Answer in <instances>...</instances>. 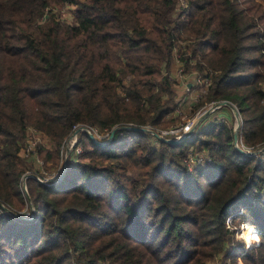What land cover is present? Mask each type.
I'll use <instances>...</instances> for the list:
<instances>
[{
	"label": "trees",
	"instance_id": "16d2710c",
	"mask_svg": "<svg viewBox=\"0 0 264 264\" xmlns=\"http://www.w3.org/2000/svg\"><path fill=\"white\" fill-rule=\"evenodd\" d=\"M184 1L0 0V264H204L223 250L264 264V156L239 153L224 123L177 144L151 137L158 148L141 130L168 126L177 101L163 72L189 40L184 70L211 72L205 101L233 103L242 143L264 145V0ZM50 4H73L74 22L34 27ZM76 124L117 130L104 145L82 132V152L41 183L20 156L26 128L47 136L52 150L37 152L56 167ZM189 147L210 162L186 171ZM27 170L32 220L17 214ZM240 208L259 231L250 251L228 245Z\"/></svg>",
	"mask_w": 264,
	"mask_h": 264
},
{
	"label": "rangeland",
	"instance_id": "374dc122",
	"mask_svg": "<svg viewBox=\"0 0 264 264\" xmlns=\"http://www.w3.org/2000/svg\"><path fill=\"white\" fill-rule=\"evenodd\" d=\"M184 5H185V1H183V0H180V1L178 0V2L176 4L178 9L185 7ZM74 11H75V6L73 4H63L62 6L57 5V4H52V5L50 4L47 8H45L42 16H40L36 19V23L34 24V27L42 25L44 23V20H46L48 17L50 18L53 15L55 16V18L57 20L64 22V24H72L74 22ZM181 42L182 43L178 44V46L182 47L180 52L185 54V56H186V53H184V52L186 51L187 47L190 45L189 40H182ZM193 62H194V60H193ZM178 69H182V67L181 66L179 67L176 63L172 62V64H170L168 71H166V72L169 73L170 76H172V79L169 78V81L173 84V88L176 92V101H177L176 109L179 108L178 101L183 99V101L180 102L181 105L179 108V112L174 113L175 112L174 111L173 112L174 115L167 117V121H169V124L165 128L156 129V128H153L151 126H147L145 128H150L153 133L158 134V133H160V131L167 130L168 128L170 129V128H173L175 126L176 127H179V126L185 127V125L191 121H194V124H193V126H194L196 123V120L201 118L191 133V134H194V133L201 132L205 129H208L211 124L224 123L228 126H231L233 134L235 132L237 135L236 141L233 140V146L236 149H241L244 152H251L252 155H255L258 152L262 156H264V150H262V146L260 148L256 147L254 149L251 147H246L243 143L242 144H243L244 148L236 146L237 141L239 139H241L240 129H241V125H242V118H241L240 113H239V119L237 120L235 118L234 111L228 106H221L220 108L215 109L212 112H209L208 110L211 107L210 102H213V101L206 102L204 99L205 93L204 94L202 93L204 96L199 101H196L193 96H194V94L199 93V91H198L199 86L193 85V87H188V84H187V86H185L184 84L183 85L178 84V82H176L174 79V75L176 74ZM193 72H197V71L191 70V71L186 72L185 74H188V76H189L190 74H193ZM164 73L165 72H163V75H164ZM192 76L194 78L195 76L201 77L202 75H201V73L197 72V73H194ZM131 79H132L131 77H126L124 79L123 84L128 85V83L130 82ZM183 81L188 83L189 81H191V79H188V77H187V78H184ZM123 92H124V89L120 88L119 93L123 94ZM215 104H212V106H214ZM235 108L238 110V108L236 106H235ZM89 127H91V126H89ZM30 128H34V127L28 126L26 128V135H25L24 143H23L21 150H20V156L27 163V165L32 167V170H35V171L39 172L40 175H42L40 177H36L39 181H41V183L44 184V180H46L45 182H48L51 180L55 181L57 178L61 177L63 175V173L65 172V168H66V164H67L68 160L71 157H75L77 154L82 152V146H81V143H79V136L82 133V131H80L76 134V136H75L76 137V144L73 148L70 149L68 147L67 142H65L64 144L61 145L60 159L58 161V164L56 167H52L51 166L52 162L49 160H47V162H44L43 158L37 152V150H38L37 146L38 145H41L44 149H47L49 151L52 150V146H51L50 141L48 140L47 136L44 135L42 132H40V131L36 132ZM93 128H96V127H93ZM145 128H144V130H146ZM34 129H36V128H34ZM76 131H79V130H77V129L73 130L72 132H70L69 135L70 136L73 135ZM96 131H97V133H100L101 136H103L102 133H108L106 131L101 132L98 129ZM146 133L149 135L148 138H149V142L151 143V145L154 148H158L159 147L158 143L154 139H151V137H153V136L148 132H146ZM90 135L92 136L93 142H95L94 141L95 140V134L93 132H90ZM180 137H183V135H172L170 137L165 136L163 138L170 139V138H180ZM67 138H68V136H67ZM77 147L81 148V151L79 153H75V151H74V149ZM189 154L198 155V156H201L204 158L203 164L196 166L195 168H198L200 166H203L205 163L210 162V156L208 155V153H206L205 151H202V150H198V149L189 147L186 150L185 154L181 158V164L185 167V169L187 166H186L184 161L188 157ZM186 171H187V169H186ZM138 174H139L138 169H134V168L130 167L127 169V171L124 174L125 177L122 179L125 180L127 182V184H129L128 181H130L132 179H136L138 177ZM31 176H34V175L30 171L27 170L21 177L22 192L24 194V204H25L24 207L25 208H23L21 211H19L17 213V214L23 215V217L28 218V220H32L33 216H34V207L30 201V198L28 195V189H27V186L25 183L26 179L31 178ZM261 193L262 194H260V195L264 194L263 189H262ZM1 206L6 209V207L3 204ZM3 208H0V211H2ZM238 215H241V217H239L237 220L234 219L236 221H234L233 218H229V220H226L225 227L228 230V239H230V242L228 243V245L235 246L237 244L238 245L242 244L247 249V251H250L251 248H255V246L256 245L258 246V243H259V241H257L258 236H256L254 233L256 226L251 224V222L246 221L244 218H242L243 217L242 216L243 215V208L239 209ZM247 224H250L252 226V230H253L249 233V236H245V234H244V232H247V231H245ZM258 234H259V231H258ZM253 241H255V242L253 243ZM250 244H253V245L250 246ZM204 264H232V263L230 262V259H225V250H223L219 254H216V255L212 256L211 258H208ZM238 264H241V261H239Z\"/></svg>",
	"mask_w": 264,
	"mask_h": 264
},
{
	"label": "built area",
	"instance_id": "2783aa9c",
	"mask_svg": "<svg viewBox=\"0 0 264 264\" xmlns=\"http://www.w3.org/2000/svg\"><path fill=\"white\" fill-rule=\"evenodd\" d=\"M180 1V0H179ZM184 1V0H183ZM182 53L181 52H178V50L177 49H174V52H173V54H172V62H174V63H176L179 67L181 66L182 67V69H178L177 70V72H176V74L174 75V79H175V81L176 82H178V84H184L185 86H187V82H184L183 81V79L184 78H187L188 77V74H185L186 72H185V70H184V66H183V63H182V55H181ZM194 62H191V64H193ZM172 64V63H171ZM185 72V73H184ZM194 73H197V72H193V74ZM204 74H206V75H202L201 77L200 76H195L194 77V85H196V86H199V93H196V94H194V98H195V100L196 101H199L204 95V93H205V95H206V93H207V90H208V87L210 86V84H211V72H208V74L207 73H204ZM164 75H167L170 79H172V76H170V74L169 73H167V72H165L164 73ZM197 91V92H198ZM203 93V94H202ZM202 94V95H201ZM183 101V99H181L180 101H178V106H179V108H180V105H181V103L180 102H182ZM221 102V101H220ZM211 104H210V108H209V112H212V111H214L215 109H218V108H220V106L218 105V103L219 102H210ZM216 103V104H215ZM212 104H215L214 106H212ZM179 108L178 109H176L175 110V112L174 113H178L179 112ZM174 113L173 114H171V115H174ZM170 115V116H171ZM169 116V117H170ZM193 124H194V121H191V122H189V123H187L186 125H185V127H183V126H179V127H173V128H168L167 130H164V131H160V133H158V135L159 136H161V137H165V136H172V135H183V136H186V134H187V132L193 127ZM79 127V128H78ZM145 127H147V126H145ZM30 129H33L34 131H36L37 132V130L36 129H34V128H30ZM79 130V131H76L73 135H68V138L66 139V140H64L63 141V143L62 144H64L65 142H67V144H68V147L71 149V148H73L74 146H75V144H76V134L78 133V132H80V131H82V132H85L86 134H88V135H90V132H93L94 134H95V142L96 143H99V144H106L107 142H109V140H110V136H108L109 135V133H102L103 134V136H101L100 135V133H97V129L96 128H93V127H89V126H87V125H82V124H76V125H74V126H72V129H71V132L73 131V130ZM96 129V130H95ZM146 130H145V132H148V133H150L151 135H152V131H151V129L150 128H145ZM181 138V137H180ZM180 138H170V139H168V141H172V142H175L174 144H176V143H178V142H180ZM171 144H173V143H171ZM236 146L237 147H242V148H244L243 147V144H242V141H241V139H239L238 141H237V143H236ZM74 151H75V153H79L80 151H81V148L80 147H77V148H75L74 149ZM185 164H186V169H187V171L188 172H190V171H192L196 166H199V165H202L203 164V162H204V158L203 157H201V156H198V155H192V154H189L188 155V157L185 159ZM31 177H34V176H31ZM44 178V177H43ZM42 179V178H41ZM46 180H44V184H48V182H45ZM41 182V181H40ZM48 185H50V184H48ZM261 189H263L264 190V183L262 184V187H261ZM227 220H229V218L227 219ZM253 231V230H252ZM254 233H255V235L256 236H258V229L257 228H255V230H254ZM255 241H253V243H254ZM253 244H250V246H252Z\"/></svg>",
	"mask_w": 264,
	"mask_h": 264
},
{
	"label": "water",
	"instance_id": "95a60500",
	"mask_svg": "<svg viewBox=\"0 0 264 264\" xmlns=\"http://www.w3.org/2000/svg\"><path fill=\"white\" fill-rule=\"evenodd\" d=\"M218 105H219L220 107H221V106H228V107H230V108L234 111L235 118H236L237 120L239 119V112H238V110L235 108V106H234L231 102H229V101H227V100H223V101L219 102ZM200 119H201V118H199L198 120H196V123H195V125L193 126V128L190 129V130L187 132L186 136L181 137V138H180V141H182L183 139L189 137V135L192 133L194 127L197 125V123L199 122ZM116 130H117V129L114 128V129H112V130L110 131V137H109L110 140L112 139L113 134L115 133ZM141 130H144V129H141ZM152 136L155 137L156 139H158V140H160V141H162V142L168 143V144H171V143L174 144V143H175V142H172V141H168V139H165V138L159 136V135L156 134V133H152ZM89 137L92 139V136H91V135H89ZM236 139H237V135H236V133L234 132V134H233V140L236 141ZM101 145H104V144H101ZM262 150H264V145H262ZM238 152L241 153L242 155H247V156H251V155H252L251 152H244V151L241 150V149H238Z\"/></svg>",
	"mask_w": 264,
	"mask_h": 264
},
{
	"label": "crops",
	"instance_id": "0c3cea01",
	"mask_svg": "<svg viewBox=\"0 0 264 264\" xmlns=\"http://www.w3.org/2000/svg\"><path fill=\"white\" fill-rule=\"evenodd\" d=\"M193 74H190L189 76H188V79H191V81H189L188 82V87H193V83H194V78H193V76H192Z\"/></svg>",
	"mask_w": 264,
	"mask_h": 264
},
{
	"label": "bare ground",
	"instance_id": "6f19581e",
	"mask_svg": "<svg viewBox=\"0 0 264 264\" xmlns=\"http://www.w3.org/2000/svg\"><path fill=\"white\" fill-rule=\"evenodd\" d=\"M245 231H247V232H251L252 231V226L250 225V224H247L246 225V229H245ZM245 234V233H244ZM247 236H249V235H247Z\"/></svg>",
	"mask_w": 264,
	"mask_h": 264
}]
</instances>
